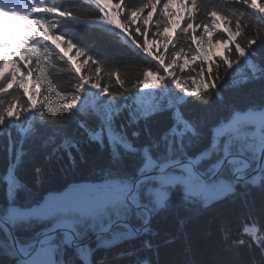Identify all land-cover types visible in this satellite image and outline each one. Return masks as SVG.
<instances>
[{
	"label": "snow or ice",
	"instance_id": "snow-or-ice-1",
	"mask_svg": "<svg viewBox=\"0 0 264 264\" xmlns=\"http://www.w3.org/2000/svg\"><path fill=\"white\" fill-rule=\"evenodd\" d=\"M86 2L134 79L68 37L79 0H0V264H93L132 241L121 255L161 264L210 216L229 264H264V0Z\"/></svg>",
	"mask_w": 264,
	"mask_h": 264
},
{
	"label": "trees",
	"instance_id": "trees-1",
	"mask_svg": "<svg viewBox=\"0 0 264 264\" xmlns=\"http://www.w3.org/2000/svg\"><path fill=\"white\" fill-rule=\"evenodd\" d=\"M56 2L65 3L66 0H56ZM67 2H70V0H67ZM79 3L82 6L77 9V13L81 20L85 22L80 24H67L66 34L68 37L78 46L98 58L104 65L106 71L119 68L126 80L134 79L139 74L142 66L138 63L128 61L139 59L133 49L118 33L113 32L111 29L87 23L93 15V10L87 6L86 0H79ZM129 3H140V0H129ZM72 54L71 52L69 53V55ZM61 69L66 70L62 63L57 64V74H59ZM64 79L67 80L70 78L65 77ZM102 83H110L111 90H117L114 81L109 82L107 77H105ZM60 91L67 98H70L72 95L70 86L66 85ZM55 107L56 105L53 104L54 109ZM3 158L4 153L0 151V164H2ZM209 215H216V213H210ZM243 219V213H239L232 218L229 228L233 235L238 234L240 223ZM182 234L186 239L191 241L189 254L185 257L181 253L171 254L170 252H162L159 256L161 264L183 259L193 261L195 264H210V262H214V264H229L231 261V254L224 251L220 245V232L211 216L205 219L193 220L184 226ZM89 243L93 248H96L97 241L95 239L89 241ZM140 246L139 241H132L121 243L114 247H99L96 248L92 256V262L93 264H138L143 259H149L151 261L157 259L156 256L148 251H138L135 255H121V253H128L133 249H140Z\"/></svg>",
	"mask_w": 264,
	"mask_h": 264
},
{
	"label": "rangeland",
	"instance_id": "rangeland-1",
	"mask_svg": "<svg viewBox=\"0 0 264 264\" xmlns=\"http://www.w3.org/2000/svg\"><path fill=\"white\" fill-rule=\"evenodd\" d=\"M148 99H150V98H149V97H145V98H144L145 102H146Z\"/></svg>",
	"mask_w": 264,
	"mask_h": 264
},
{
	"label": "water",
	"instance_id": "water-1",
	"mask_svg": "<svg viewBox=\"0 0 264 264\" xmlns=\"http://www.w3.org/2000/svg\"><path fill=\"white\" fill-rule=\"evenodd\" d=\"M92 239H93V238H92ZM92 239H90V240H92ZM90 240H89V241H90ZM89 241H88V242H89Z\"/></svg>",
	"mask_w": 264,
	"mask_h": 264
}]
</instances>
